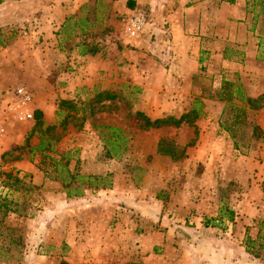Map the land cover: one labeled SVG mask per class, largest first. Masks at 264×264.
I'll return each mask as SVG.
<instances>
[{
    "label": "rangeland",
    "instance_id": "374dc122",
    "mask_svg": "<svg viewBox=\"0 0 264 264\" xmlns=\"http://www.w3.org/2000/svg\"><path fill=\"white\" fill-rule=\"evenodd\" d=\"M32 1L0 2L3 10L12 2L22 5L10 20L16 21L0 26L5 43L0 48V119L6 121L0 138V264H264V109L250 113V126L234 141L219 131L224 104L209 98L225 79L239 81L252 98L264 94V83L256 84V75L242 76L239 70L221 68L210 75L205 54L190 85L178 79L167 83L158 65L168 59L156 52L150 30L160 17L146 1L88 0L84 24L72 27L81 15L64 19L63 0L54 13L62 23L51 22L56 24L47 37L38 28L40 11L29 6ZM138 12L144 14L145 25L130 38L125 19ZM246 13L249 24L238 21L244 34L236 31L227 37L228 55L236 60L242 57L238 42L250 31L254 38L264 34V0H246ZM161 25L160 34L166 36L167 25ZM86 53L110 59L112 65H100L97 77L80 80ZM124 85L140 92L128 97ZM18 86L31 92L34 112L42 113L45 126L54 127L49 133L56 141L53 151L45 153L56 160L66 154L70 172L77 168L80 175L106 178L110 188H99L96 181L97 187L82 186V197L68 198L69 179H51L42 171L36 150L40 131L29 148L15 149L24 145L35 125V120L14 122L3 111ZM95 90L119 92L118 98L97 111L100 105L89 104ZM195 99L204 106L195 126L143 130L128 115L179 118ZM61 100L72 101L76 109L60 110ZM253 124L262 137L251 138ZM104 126L123 130L126 141L116 157L106 156ZM162 139L180 149L193 145L173 162L157 153ZM13 149L12 156L1 159ZM8 173L18 181L6 179ZM222 206L233 210V221L224 217L221 227H204L203 219L217 217Z\"/></svg>",
    "mask_w": 264,
    "mask_h": 264
},
{
    "label": "crops",
    "instance_id": "0c3cea01",
    "mask_svg": "<svg viewBox=\"0 0 264 264\" xmlns=\"http://www.w3.org/2000/svg\"><path fill=\"white\" fill-rule=\"evenodd\" d=\"M22 1L30 2L32 0H19V3H23ZM62 1L33 0V3L29 5L30 7L38 8L36 11H40L36 17V20H38V23H36L46 37L50 29H52L51 26L56 24L51 22L56 21L59 25L62 23V18L59 15H55ZM64 1V19L78 13L81 15V18L74 21L71 26L84 24L83 12L88 0ZM143 1L148 2L152 10L151 12H154V16L160 17V20L156 19L150 25V30H153L152 34L156 38L154 44L156 52L161 57L168 59L167 64L164 66L162 64L158 65L161 74L164 77L168 76L167 83L170 85L177 83L176 80L178 79V82L190 85L193 78L199 74L200 64L198 62L203 50L206 51L204 54L207 58V71L210 75H213L216 71L219 72L221 68L228 73L239 70L242 76L245 75L244 72H247V74L252 72V74L256 75L258 77L256 84L264 83L263 33L258 38H254L251 35L252 31H250L248 37L244 38L245 40L238 42V49L242 51L240 60L230 58L228 55L227 46L230 43L227 42V37L236 36V31L241 35L244 34V24L238 21L245 20V24H249L248 13H246V0H235L233 4L222 0ZM17 4V2H12V5L6 10L0 8V26L16 21L10 20L15 19V16L19 15L17 13L21 12L20 7L22 5ZM18 8L19 10H17ZM160 23L167 25L166 36L160 34L162 29ZM260 24L264 26V22ZM222 29L225 30L224 34L221 32ZM232 29L234 30L233 32ZM194 34H196V37ZM255 40H257V48L254 50ZM82 58L85 76H82L80 80L89 79V75L97 77L100 74V65L105 67V69H108L112 65L110 59L103 60L100 56H94L90 53H86ZM234 60L238 61L240 65L235 64ZM212 62H216L217 64H212ZM218 66L219 68L216 69ZM253 67L256 70L252 69ZM51 68L53 67H50L49 73ZM217 76L219 75H215V77ZM64 89L61 88L60 90L63 91Z\"/></svg>",
    "mask_w": 264,
    "mask_h": 264
},
{
    "label": "trees",
    "instance_id": "16d2710c",
    "mask_svg": "<svg viewBox=\"0 0 264 264\" xmlns=\"http://www.w3.org/2000/svg\"><path fill=\"white\" fill-rule=\"evenodd\" d=\"M233 4L235 0H222ZM133 4L130 5L132 7ZM83 25V24H82ZM5 45L3 42V38L0 33V48ZM202 56L199 59L200 66L203 64V55L204 52L202 51ZM200 69H202L200 67ZM123 90L128 89L129 94L128 97H133L136 93L140 92V89L137 86L131 85H124ZM119 92H109V91H97L95 90V96L93 100L89 102V104L95 103L100 105V108L97 111H101L105 108L104 102L113 101L118 98ZM210 99H214L224 104L223 110L221 112L219 118V131L228 134V136L232 140H236L242 134V129L249 127V115L252 112H255L264 107V94L257 97L252 98L246 95L245 90L243 89L242 85L239 81H228L222 80L221 87L218 91L213 94V96L209 97ZM102 104V105H101ZM60 110L64 108H69L75 110V106L72 101L69 100H61L59 102ZM203 103L199 99H195L191 108L182 114L179 118L174 117H164L151 120L142 112H135L133 115L128 114L130 117L133 116L135 120H137L139 128L143 130H150V129H158L164 126H172L175 128H179L182 125L187 126H195V122L198 121L202 116H204L203 111ZM91 111L90 114H94V108L90 107ZM83 111V110H82ZM83 113V112H82ZM84 120V116H82ZM34 120L35 125L33 131L25 138L24 145L21 147H17L15 149H24L29 148L30 139L40 131L39 134V145L36 147V150L42 156L40 164L42 167V171L46 175V177L51 179H61L65 182L66 178L69 179V182L65 184V193L68 198H80L83 196L84 189L83 187H90L95 184L96 181H99L100 186L99 188H110V183L106 178L103 177H93V176H86L80 175L76 171L70 172L67 167L69 165V157L63 154L60 156L59 160H56L50 156H48L45 151H53V143L56 142L53 140L52 137H49V133L53 131L54 127L52 126H45L42 120V113L39 111L34 112ZM45 127V128H44ZM107 131L108 138L104 140L106 145V156L107 157H116L118 153L120 154L121 144L126 141L123 138V130L112 127V126H104L103 127ZM252 135L251 138H260L263 135V132L257 125H252ZM43 132V133H41ZM196 133V128H195ZM57 140V139H56ZM193 145V142L188 144L187 146ZM183 148H176L172 141L162 139L157 144V153L163 156H168L173 162H178L185 157V149ZM124 149V147L122 148ZM32 150V149H31ZM14 149L12 151H7L2 154L1 159H5L7 157L12 156ZM19 159V157H16ZM48 159V162L46 160ZM78 164V163H77ZM6 179L18 181L16 176H13L11 173L6 174ZM74 185V186H73ZM73 186V187H72ZM83 189V190H82ZM226 218L228 221L232 222L234 219V212L231 209H228L222 206L219 210L218 216L215 218H204L202 225L204 227H221L223 224V218ZM247 241V240H246ZM249 241V240H248ZM248 243V242H247ZM1 256V253H0Z\"/></svg>",
    "mask_w": 264,
    "mask_h": 264
},
{
    "label": "built area",
    "instance_id": "2783aa9c",
    "mask_svg": "<svg viewBox=\"0 0 264 264\" xmlns=\"http://www.w3.org/2000/svg\"><path fill=\"white\" fill-rule=\"evenodd\" d=\"M15 1V0H0ZM145 25V16L143 13H135L128 16L124 23V32L128 37H136L142 31ZM33 96L24 86L14 88L11 99L5 103L3 111L7 113L14 122L24 123L34 121V109L32 107ZM6 132V121L0 119V138Z\"/></svg>",
    "mask_w": 264,
    "mask_h": 264
}]
</instances>
